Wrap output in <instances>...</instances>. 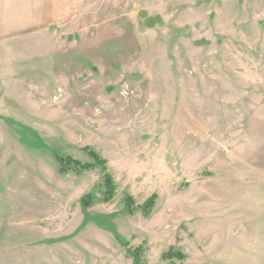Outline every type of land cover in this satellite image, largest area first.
<instances>
[{
	"label": "rangeland",
	"instance_id": "374dc122",
	"mask_svg": "<svg viewBox=\"0 0 264 264\" xmlns=\"http://www.w3.org/2000/svg\"><path fill=\"white\" fill-rule=\"evenodd\" d=\"M37 3L0 0V264H264V0Z\"/></svg>",
	"mask_w": 264,
	"mask_h": 264
},
{
	"label": "trees",
	"instance_id": "16d2710c",
	"mask_svg": "<svg viewBox=\"0 0 264 264\" xmlns=\"http://www.w3.org/2000/svg\"><path fill=\"white\" fill-rule=\"evenodd\" d=\"M95 163H82L81 161L68 156V155H62L60 153H55V158L59 162L61 166V171L63 173L69 172V171H76L77 173H82L84 171L90 170V169H96L99 168L104 173V184H105V200L111 201L114 193H115V186L113 183L112 176L107 172L106 168V161L102 160L98 157L97 154L92 153ZM90 199V196H85L83 198V204L84 206H87V201ZM126 205L129 209V211L132 213L136 210L134 199L131 196H128L126 199ZM154 206V197L149 199L145 206L144 211L146 214L151 213ZM124 244H127V242L124 241ZM131 255L134 257V264H142L141 262V256L140 251L138 249H135L131 252ZM179 256L180 258H183L182 254H174L172 252L166 253L164 255L165 258H173L176 256ZM177 256V257H178Z\"/></svg>",
	"mask_w": 264,
	"mask_h": 264
},
{
	"label": "crops",
	"instance_id": "0c3cea01",
	"mask_svg": "<svg viewBox=\"0 0 264 264\" xmlns=\"http://www.w3.org/2000/svg\"><path fill=\"white\" fill-rule=\"evenodd\" d=\"M36 1H38V3H37V5H35L36 6V11H37V15L38 16H43L44 15V13H45V8H44V4H42L41 5V3L40 2H42V1H44V0H36ZM41 5V6H40ZM33 9H35L34 7H33ZM40 9H42V11H39Z\"/></svg>",
	"mask_w": 264,
	"mask_h": 264
}]
</instances>
